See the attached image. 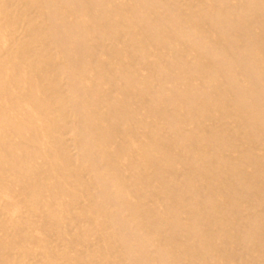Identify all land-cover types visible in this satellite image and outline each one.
Segmentation results:
<instances>
[{
    "label": "bare ground",
    "instance_id": "obj_1",
    "mask_svg": "<svg viewBox=\"0 0 264 264\" xmlns=\"http://www.w3.org/2000/svg\"><path fill=\"white\" fill-rule=\"evenodd\" d=\"M0 264H264V0H0Z\"/></svg>",
    "mask_w": 264,
    "mask_h": 264
}]
</instances>
